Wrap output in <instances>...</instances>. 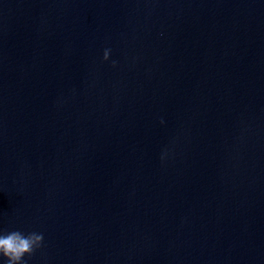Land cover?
<instances>
[{
  "label": "water",
  "instance_id": "obj_1",
  "mask_svg": "<svg viewBox=\"0 0 264 264\" xmlns=\"http://www.w3.org/2000/svg\"><path fill=\"white\" fill-rule=\"evenodd\" d=\"M12 229L29 264H264V0H0Z\"/></svg>",
  "mask_w": 264,
  "mask_h": 264
},
{
  "label": "clouds",
  "instance_id": "obj_2",
  "mask_svg": "<svg viewBox=\"0 0 264 264\" xmlns=\"http://www.w3.org/2000/svg\"><path fill=\"white\" fill-rule=\"evenodd\" d=\"M110 53L111 49L105 48L103 59L108 60ZM116 63V60H112L113 65ZM43 242L42 232H24L20 229L0 230V264H29L32 254L42 248Z\"/></svg>",
  "mask_w": 264,
  "mask_h": 264
}]
</instances>
